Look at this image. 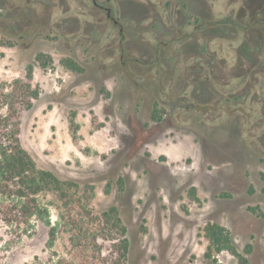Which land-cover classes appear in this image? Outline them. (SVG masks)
Masks as SVG:
<instances>
[{
  "label": "rangeland",
  "instance_id": "374dc122",
  "mask_svg": "<svg viewBox=\"0 0 264 264\" xmlns=\"http://www.w3.org/2000/svg\"><path fill=\"white\" fill-rule=\"evenodd\" d=\"M33 1L0 0V84L11 89L15 79L27 81V66L33 64L30 82L39 97L29 108L19 105L16 120L20 141L37 165L76 182L75 199L88 203L94 214L118 208L130 239L126 264H239L226 250L206 256L204 229L209 222L230 231L250 264H264V114L260 103L255 104L258 96L244 85L228 91L229 77L221 69L213 81H200L189 90L197 110L187 111L180 93L186 79L175 57L185 47H164L165 63L154 61L152 68L146 60L153 54V43L135 37L129 55L143 60L131 70L118 55L112 62L93 57V45L72 37L75 25L65 18L64 9L50 7L55 0H38L44 3L40 14L31 9ZM135 6L124 0L120 15L124 20L138 13L135 30L157 22ZM39 15L48 26L35 41L5 35L31 30ZM10 17L18 18L14 25ZM159 28L163 43L168 31ZM96 33L94 28L95 38ZM252 33V45L259 46L260 36ZM253 48L241 47L251 64L264 55V50ZM38 52L51 55L53 63L41 67L35 60ZM64 57L75 59L84 71L66 69L60 63ZM156 102L165 108L160 121L152 119ZM51 220L60 221L55 206ZM167 220L173 232L187 227L171 235L168 243L161 237ZM48 230L38 224L32 233L20 234L0 221V264L46 259ZM186 241L189 246L180 255L177 248ZM100 242L106 253L112 251V241ZM248 246L251 253L246 252ZM69 248L68 234L60 231L53 249L66 254Z\"/></svg>",
  "mask_w": 264,
  "mask_h": 264
},
{
  "label": "flooded vegetation",
  "instance_id": "af4514ba",
  "mask_svg": "<svg viewBox=\"0 0 264 264\" xmlns=\"http://www.w3.org/2000/svg\"><path fill=\"white\" fill-rule=\"evenodd\" d=\"M131 1L136 5L135 10L139 7L144 9L148 12L149 18L157 22L150 23L141 30H135V26H139L135 23L138 13H135V17L133 14L131 18H124V20L120 17L124 0H55L50 7L64 9L67 14L65 18L68 17L67 19L75 25L72 37L75 40H84L85 43L90 44L89 46L93 45L95 47L93 57L101 60L109 59L112 62L118 55L119 62L124 65L128 63L131 70L135 63L143 60L142 57H137L133 53L129 55L132 49L130 44L135 37L142 39L146 37L150 43H153V54L146 60L152 68L156 66L154 61L165 63L161 53L164 47L172 44L185 47L184 52L175 57L179 58L180 72L186 79L180 93L182 100L186 103L187 111L197 110L194 107L195 103L190 101L189 90H193V86L200 81H213L222 69L227 78L229 77L228 91L234 92L237 85H244L246 91L249 90L252 95L258 96L254 101L256 105L257 101L260 103V110L264 114V55L258 56L259 61L251 64L253 61L251 56L241 53V47L245 48L246 44L247 46L251 44L254 50L260 49L263 53L264 0ZM30 4L31 9L40 14L44 3L34 0ZM221 13H225L227 18H221ZM17 19V17H10V24L14 25ZM31 19L35 21V18ZM37 19L31 30L23 29L21 34L5 32V35L14 40L20 38L21 42L24 39H30L33 42L43 34L44 28L48 26L45 21L43 23L42 16L39 15ZM159 26V29L168 31L163 35V43H160L158 36ZM94 28L97 31L96 38L92 35ZM253 31L260 36L259 46L251 43ZM247 35L248 37L244 38ZM192 45H195L194 51L190 48L194 47ZM105 51L108 54L104 53ZM169 72H171L170 69ZM172 73L176 74L177 70L175 69ZM214 87L216 90L219 89L218 85ZM244 106V109L250 111L247 104ZM249 116L252 114L250 113ZM164 222H166L165 232L167 234L164 233L161 237L166 243L176 231L180 233L187 228L181 227L177 230L176 227V231L173 232L172 221ZM183 244L177 248L180 255L185 253L189 246L187 241ZM251 251L246 250L247 253Z\"/></svg>",
  "mask_w": 264,
  "mask_h": 264
},
{
  "label": "trees",
  "instance_id": "16d2710c",
  "mask_svg": "<svg viewBox=\"0 0 264 264\" xmlns=\"http://www.w3.org/2000/svg\"><path fill=\"white\" fill-rule=\"evenodd\" d=\"M35 60L44 68L53 63L52 56L44 52H38ZM60 63L73 72L84 71V67L72 57L62 58ZM33 67V64L27 66V81L15 79L11 89L7 84H0V221L20 234L32 233L38 224L49 228V256L46 259L36 256L27 264H126L130 239L118 208L112 206L94 214L88 203L75 199L79 191L76 182L61 179L54 172L40 168L20 141L16 120L19 105L31 107L32 99L38 98L40 93L30 82ZM5 108L6 112H2ZM164 113L165 108L156 102L152 119L160 121ZM192 192L195 195L194 187ZM47 194L55 198L45 201L43 196ZM52 206L59 209L60 221L55 223L51 220ZM251 210L256 212L258 208L252 207ZM60 231L68 234L70 248L66 254L53 249ZM204 236L209 241L207 257L226 250L238 259L239 264H250L234 245L225 226L209 222ZM101 239L112 241L111 252L103 250Z\"/></svg>",
  "mask_w": 264,
  "mask_h": 264
}]
</instances>
